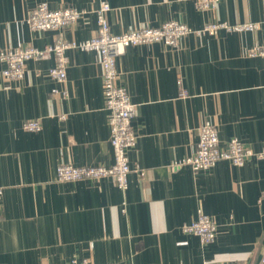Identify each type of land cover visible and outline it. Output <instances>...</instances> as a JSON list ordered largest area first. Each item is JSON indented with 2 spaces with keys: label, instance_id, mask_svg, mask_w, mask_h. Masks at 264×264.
Here are the masks:
<instances>
[{
  "label": "crops",
  "instance_id": "obj_1",
  "mask_svg": "<svg viewBox=\"0 0 264 264\" xmlns=\"http://www.w3.org/2000/svg\"><path fill=\"white\" fill-rule=\"evenodd\" d=\"M101 1L111 5L116 34L170 20L195 28L211 21L262 25L191 33L178 47L130 46L118 57V82L137 108L126 191L113 177L56 178L60 163L115 161L99 54L69 50L65 85L49 74L54 57L29 60L20 80L5 79L0 62V264H262L264 158L242 166L223 159L200 171L174 161L195 152L206 120L217 125L222 144L237 137L264 147V58L248 52L264 44V0H221L211 10L194 0H0V49L88 39L97 33ZM40 2L88 12L64 29L34 31L27 19ZM64 86L67 97L52 92ZM35 119L41 130L23 128ZM200 210L217 224L211 243L182 231Z\"/></svg>",
  "mask_w": 264,
  "mask_h": 264
},
{
  "label": "built area",
  "instance_id": "obj_2",
  "mask_svg": "<svg viewBox=\"0 0 264 264\" xmlns=\"http://www.w3.org/2000/svg\"><path fill=\"white\" fill-rule=\"evenodd\" d=\"M197 7L202 10H211L217 7L221 0H194ZM111 5L108 1H101L95 9L98 20L97 33L85 40L57 39L54 43L43 48L26 46L18 48L0 49V62L2 76L7 80L23 79L27 62L31 59H48L54 57L55 63L50 68V76L63 85L68 79L67 67L69 57L67 52L71 49L96 51L100 56L102 67V79L105 97V107L108 110V123L110 127V141L114 149L115 161L112 165L86 164L75 165L73 163H60L56 168V178L61 182H72L84 179H101L113 177L123 191L129 186L130 165L129 151L136 146L138 135L133 127V119L136 115V104L133 103L128 89L118 82L119 72L117 59L130 46L162 43L170 47H178L180 40L188 34L204 35L217 34L220 30L226 31H255L261 28V22L245 21L230 23L228 21H211L202 27H192L177 20L166 21L159 26H142L123 33H113L107 18ZM85 9L68 6L53 9L47 2L38 3L31 11L27 23L34 31L61 30L77 23L84 18ZM249 54L264 58V44H257L249 49ZM180 97L189 96L183 85L181 77L178 79ZM54 94L63 97L69 95L68 88H54ZM65 115L60 116L65 119ZM41 122L38 119L25 121L23 128L27 131L41 130ZM251 158L263 159L264 147L259 150L246 145L239 138L233 137L222 144L219 137V129L211 120H206L199 128V141L195 152L188 157L174 161L176 167L190 165L195 171L209 170L218 161L226 159L233 164L242 166ZM139 175L145 172L138 169ZM3 189L0 188V197ZM217 224L210 214L200 210L198 216L191 223H184L182 231L188 234L198 235L203 243H211L217 235ZM87 260L80 263L73 259L69 264H86ZM114 264V263H106ZM264 264V255L262 257Z\"/></svg>",
  "mask_w": 264,
  "mask_h": 264
}]
</instances>
